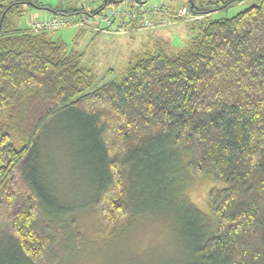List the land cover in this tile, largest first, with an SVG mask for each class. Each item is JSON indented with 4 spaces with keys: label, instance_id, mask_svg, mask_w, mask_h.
Listing matches in <instances>:
<instances>
[{
    "label": "trees",
    "instance_id": "trees-1",
    "mask_svg": "<svg viewBox=\"0 0 264 264\" xmlns=\"http://www.w3.org/2000/svg\"><path fill=\"white\" fill-rule=\"evenodd\" d=\"M119 1L102 0L91 13ZM241 1L188 2L202 20ZM19 3L0 0V201L19 254L31 264L59 261L62 228L42 210L34 154L44 125L68 112L92 127L104 160L94 203L105 233L131 216L136 188L171 190L182 163L216 184L213 229L201 228L194 249L200 264H264V0L207 20L176 52L132 57L120 78L95 89L80 54L17 25Z\"/></svg>",
    "mask_w": 264,
    "mask_h": 264
},
{
    "label": "rangeland",
    "instance_id": "rangeland-1",
    "mask_svg": "<svg viewBox=\"0 0 264 264\" xmlns=\"http://www.w3.org/2000/svg\"><path fill=\"white\" fill-rule=\"evenodd\" d=\"M2 1L20 2L14 10L20 15L16 17L14 12L13 16L22 29H28L31 20L41 19L52 10L83 7L82 12L91 13L102 3V0ZM139 1L161 9L163 13L156 17H164L167 24L133 32L125 28L124 34L81 31L73 25L49 32L52 40L81 55L80 66L93 77L90 89L120 78L132 57L159 47L167 53L176 52L196 36L207 20L230 18L257 4V0L235 2L212 12L208 18L196 20L189 11L190 0ZM191 1L195 7L205 8L227 0ZM180 8L185 9L181 20H169L179 17L176 13ZM71 115L59 113L44 125L34 154L42 210L48 211L44 213L46 218L62 228L57 242L60 253L57 264H200L194 249L199 244L201 228L213 229L209 191L216 184L197 177L190 167L184 170L181 163L176 167L177 178L171 190L163 188L156 194L136 188L131 216L118 229L105 233L94 203L106 180L104 160L92 127L79 116ZM147 172L146 175L154 176V169ZM8 212L1 202L0 264H31L11 240Z\"/></svg>",
    "mask_w": 264,
    "mask_h": 264
},
{
    "label": "built area",
    "instance_id": "built-area-1",
    "mask_svg": "<svg viewBox=\"0 0 264 264\" xmlns=\"http://www.w3.org/2000/svg\"><path fill=\"white\" fill-rule=\"evenodd\" d=\"M158 9L150 8L143 1L139 0H121L112 6L105 7L95 15L82 12L74 15L52 13L43 18H35L30 21L28 32L38 34L42 32H51L75 26L79 29L93 30L102 33H127L128 30H147L161 27L167 24V20L158 19ZM185 9L180 8L176 13V18L184 14ZM132 20L137 22L136 26ZM105 26V27H103ZM135 27V28H134Z\"/></svg>",
    "mask_w": 264,
    "mask_h": 264
},
{
    "label": "crops",
    "instance_id": "crops-1",
    "mask_svg": "<svg viewBox=\"0 0 264 264\" xmlns=\"http://www.w3.org/2000/svg\"><path fill=\"white\" fill-rule=\"evenodd\" d=\"M157 12H158V13H157V17L160 16L161 13H163V11H161L160 9H158ZM52 13H53V12H52ZM52 13H51V14H52ZM46 16H48V15H46ZM162 18H164V17H162ZM162 18H161V19H162ZM134 28H135V27H134ZM134 31H135V30H134ZM131 32H133V31H131Z\"/></svg>",
    "mask_w": 264,
    "mask_h": 264
}]
</instances>
